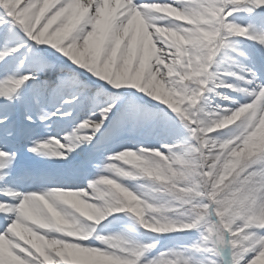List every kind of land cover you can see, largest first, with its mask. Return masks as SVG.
Here are the masks:
<instances>
[{"label":"snow or ice","instance_id":"6c2138e0","mask_svg":"<svg viewBox=\"0 0 264 264\" xmlns=\"http://www.w3.org/2000/svg\"><path fill=\"white\" fill-rule=\"evenodd\" d=\"M0 264H264V0H0Z\"/></svg>","mask_w":264,"mask_h":264}]
</instances>
